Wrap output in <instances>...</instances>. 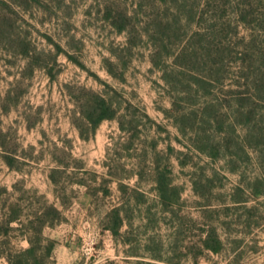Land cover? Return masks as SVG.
Returning <instances> with one entry per match:
<instances>
[{
    "label": "rangeland",
    "instance_id": "rangeland-1",
    "mask_svg": "<svg viewBox=\"0 0 264 264\" xmlns=\"http://www.w3.org/2000/svg\"><path fill=\"white\" fill-rule=\"evenodd\" d=\"M122 12L134 17L119 31ZM197 28L163 0H0V264L29 236L46 264H264V193H251L264 189L254 179L264 180V153L241 152L233 172L223 152L199 148L222 135L173 108L166 74L184 46H199ZM240 67H227V125L232 93L247 89ZM99 98L112 116L95 125Z\"/></svg>",
    "mask_w": 264,
    "mask_h": 264
},
{
    "label": "trees",
    "instance_id": "trees-1",
    "mask_svg": "<svg viewBox=\"0 0 264 264\" xmlns=\"http://www.w3.org/2000/svg\"><path fill=\"white\" fill-rule=\"evenodd\" d=\"M171 3L174 7L176 19L181 21L183 16H188L189 21L195 23L198 28L194 31V38L199 46H184L176 55L175 67L178 68L176 75L172 71L166 77L173 83L175 88L174 111L182 114V118H190L196 121L201 113L200 131L222 135L221 140L215 143L212 135L201 138L199 148L205 152L224 153L231 163L234 164L233 172L237 170L238 156L246 152L248 158L250 152L264 153V115L258 100L264 102V0H163ZM134 14L121 13V19L114 21L119 31H124L132 23ZM119 23V25H118ZM241 29H245L244 35L240 36ZM240 36V37H239ZM238 38V45H243L242 50L237 51L233 39ZM193 38V39H194ZM239 52V53H238ZM203 53V54H202ZM231 61V62H230ZM241 63L239 78L247 86L246 91L232 93L229 106L234 107L233 114L236 121L226 124L223 115L222 94L226 81L227 67L229 63ZM202 65L200 67H197ZM172 78H175V82ZM176 83V84H175ZM237 85H240V81ZM182 100H189L197 104V109L185 113L178 104ZM111 105L106 99L99 98L88 111V119L95 125L105 118L112 116ZM200 118V117H199ZM177 118V120H180ZM246 126L243 134L238 131L236 124ZM194 129V124L190 125ZM186 131L188 126H183ZM10 164V162H9ZM259 183L264 180L258 175L255 178ZM170 183L165 177L158 180V190L164 200H168ZM252 194L257 197L264 193V189L258 186L251 187ZM235 191H243L241 184ZM53 212L59 218L61 212L51 206ZM41 242V231L36 232ZM37 238V239H38ZM29 247L17 251L10 257L11 264H46L44 257L39 253L41 245H38L32 236L28 238ZM219 240V239H218ZM206 247L216 250L208 245ZM220 242V240L218 241ZM55 246L50 241L46 246V255H51ZM159 263L149 264H172L165 260Z\"/></svg>",
    "mask_w": 264,
    "mask_h": 264
}]
</instances>
